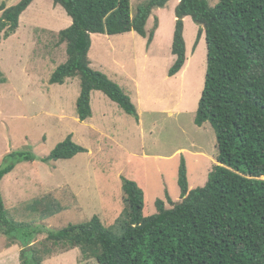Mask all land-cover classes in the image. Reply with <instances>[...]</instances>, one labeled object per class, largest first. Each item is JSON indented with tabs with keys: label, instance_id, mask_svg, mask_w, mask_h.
<instances>
[{
	"label": "rangeland",
	"instance_id": "374dc122",
	"mask_svg": "<svg viewBox=\"0 0 264 264\" xmlns=\"http://www.w3.org/2000/svg\"><path fill=\"white\" fill-rule=\"evenodd\" d=\"M20 1L0 0V6L12 7ZM145 1L131 0L132 17ZM176 1L152 12L147 34L154 30L156 19L163 34L151 45L135 32L95 35L89 54L92 68L114 78L131 97L139 121L94 91L93 116L81 122L76 109L80 79L71 78L63 85L49 82L67 61V46L58 32L72 25L54 0H36L21 16L17 32L0 42V165L16 151L30 150L38 157L19 163L0 187L12 220L43 228L31 246L46 243L44 230L85 223L95 215L121 234L117 222L126 207L123 178L143 189L145 216L157 212V199L172 208L166 192L174 202H181L178 178L183 161L190 190L206 185L218 156L211 124H195L207 73L206 33L198 40L200 26L188 19L187 62L182 74L170 77ZM207 1L215 7L220 0ZM70 134L88 152L68 160L41 161ZM51 211L56 213L50 215ZM23 249L0 234V264H21ZM53 250L43 264H98L94 258H84L79 248L58 245Z\"/></svg>",
	"mask_w": 264,
	"mask_h": 264
},
{
	"label": "trees",
	"instance_id": "16d2710c",
	"mask_svg": "<svg viewBox=\"0 0 264 264\" xmlns=\"http://www.w3.org/2000/svg\"><path fill=\"white\" fill-rule=\"evenodd\" d=\"M34 1L0 6V42L17 32L21 16ZM170 1L147 0L132 17L131 0H54L71 17L72 25L58 34L67 46V61L49 82L63 85L68 79H80L76 109L81 122L93 116L94 91L139 121L131 97L91 67V35L134 31L147 38L149 46L159 21L150 34L147 22L155 9L165 8ZM175 16L172 53L176 60L170 77L187 60L184 18L191 17L200 26L198 40L206 33L207 73L195 124L202 127L209 122L218 146L217 165L206 185L190 190L183 161L178 178L181 202H173L166 192L172 208L157 199V212L145 216L143 189L123 178L126 207L117 222L121 234L95 215L85 223L44 230L46 243L32 246L43 228L12 220L0 187V234L25 248L21 264H43L58 245L79 248L84 258H94L98 264H264V0H220L215 7L207 0H180ZM86 152L70 134L41 161L68 160ZM37 159L30 150L6 155L0 165V185L19 163Z\"/></svg>",
	"mask_w": 264,
	"mask_h": 264
},
{
	"label": "crops",
	"instance_id": "0c3cea01",
	"mask_svg": "<svg viewBox=\"0 0 264 264\" xmlns=\"http://www.w3.org/2000/svg\"><path fill=\"white\" fill-rule=\"evenodd\" d=\"M172 1V0H171ZM35 2V1H34ZM33 2V3H34ZM176 2H178V3H175V6L176 5H178L179 3H180V0H177ZM32 3V4H33ZM31 6V5H30ZM177 7V6H176ZM157 9H155L154 11H156ZM156 13V12H155ZM24 14V13H23ZM190 17H185L184 18V25H185V23H187V21H188V19H189ZM21 19V18H20ZM192 19V18H191ZM71 23V22H70ZM175 23H176V17H175ZM161 26V27H160ZM174 31H175V29H174V27H173V29L171 30V33H170V45L171 44H173L172 42H173V37H174ZM134 32V31H133ZM59 33V32H58ZM131 33V32H130ZM136 33V32H135ZM125 34H128V33H125ZM163 34V25L161 24V22H160V24H159V27H158V29L156 30V33H155V37H154V40L153 41H156V40H158L159 38H160V36ZM203 34V33H202ZM95 35H102V34H92L91 35V38H92V47H91V49L93 48V46H94V44H95ZM121 35H124V34H121ZM185 38V37H184ZM186 41V40H185ZM91 51V50H90ZM149 51H151L150 49H149ZM90 54V53H89ZM186 57H187V46H186ZM173 59H175L176 60V56H173ZM91 60V59H90ZM152 61H155L156 62V59L155 58H152ZM186 62H187V60H186ZM185 65H186V63H185ZM185 65H184V67H185ZM91 67H92V64H91ZM184 67H183V69L178 73V74H182L183 73V71H184ZM178 74L176 75V76H178ZM110 79H112L114 82H115V79L114 78H111L110 77ZM69 80V79H68ZM67 80V81H68ZM66 81V82H67ZM80 95V94H79ZM79 97V96H78ZM132 100V99H131ZM133 102V101H132ZM137 108V107H136ZM138 111V110H137ZM139 119H140V117H139ZM174 202V201H173ZM178 202H180V201H178ZM176 203V202H175Z\"/></svg>",
	"mask_w": 264,
	"mask_h": 264
}]
</instances>
